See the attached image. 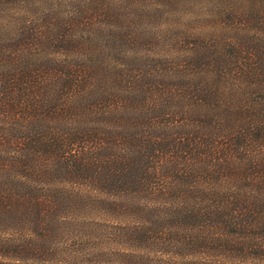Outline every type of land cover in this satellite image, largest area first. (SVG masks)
Listing matches in <instances>:
<instances>
[{
  "label": "trees",
  "instance_id": "obj_1",
  "mask_svg": "<svg viewBox=\"0 0 264 264\" xmlns=\"http://www.w3.org/2000/svg\"><path fill=\"white\" fill-rule=\"evenodd\" d=\"M218 4L0 0V264H264V0Z\"/></svg>",
  "mask_w": 264,
  "mask_h": 264
},
{
  "label": "rangeland",
  "instance_id": "obj_2",
  "mask_svg": "<svg viewBox=\"0 0 264 264\" xmlns=\"http://www.w3.org/2000/svg\"><path fill=\"white\" fill-rule=\"evenodd\" d=\"M46 4L58 8L61 11H70L65 13H72L75 11L87 10L88 13H96L102 16L104 11L109 7L111 11H118L126 16L138 14V19L135 20L134 26L144 28L153 27L161 22L160 18L146 20L144 15L148 13H160V7L162 11L171 13L174 17L179 20L190 19L191 21L195 17H201L203 13L214 10L217 7H225V5L218 4V0H179L178 3H173L165 0H42ZM217 2V3H216ZM135 16V17H137ZM193 16V17H192ZM192 17V19H191ZM197 24V22H195ZM70 218V217H66ZM72 219V218H71ZM101 226V225H100ZM97 231L101 232L99 227ZM81 233V232H80ZM106 234V233H105ZM78 239L70 240V244H66L63 249L54 253L57 258L66 257V254L76 251L79 249L80 244Z\"/></svg>",
  "mask_w": 264,
  "mask_h": 264
}]
</instances>
